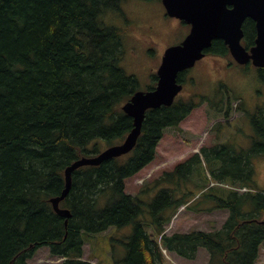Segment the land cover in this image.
I'll return each instance as SVG.
<instances>
[{"label":"trees","instance_id":"obj_1","mask_svg":"<svg viewBox=\"0 0 264 264\" xmlns=\"http://www.w3.org/2000/svg\"><path fill=\"white\" fill-rule=\"evenodd\" d=\"M122 1L0 0V264H27L43 246L61 264H91L84 243L111 227L129 228L110 236L116 241L111 264H163L162 248L189 260L203 248L206 264H255L264 241V189L254 182V161L264 157V106L248 115V146L231 140L202 146L131 195L126 180L155 158L165 130H180L181 121L213 98L177 97L148 109L131 151L72 172L59 202L70 213L67 222L53 209L50 198L62 192L65 168L102 144L122 142L133 125L121 106L139 81L121 67L125 29L108 21ZM253 23L242 26L246 47L254 43ZM206 52L228 48L216 39ZM257 72L263 80L264 67ZM152 81L148 89L155 73ZM229 89L219 82L214 99L227 96V117L237 98ZM181 206L227 215L214 230L166 234Z\"/></svg>","mask_w":264,"mask_h":264},{"label":"rangeland","instance_id":"obj_2","mask_svg":"<svg viewBox=\"0 0 264 264\" xmlns=\"http://www.w3.org/2000/svg\"><path fill=\"white\" fill-rule=\"evenodd\" d=\"M160 0H123L121 12L108 15V21L125 29L123 44L125 52L121 67L134 74L139 81V90H147L151 85L152 73H155L165 48L177 44L187 34V29L170 18H162ZM113 22V23H112ZM230 55L207 54L199 60L184 76V88L180 92L183 99L193 97L200 102V96L213 98L201 102L183 121L180 130L167 129L156 147L155 158L138 173L126 180L125 191L135 195L139 189L158 178L165 170L172 169L192 153L199 152L202 146L231 140L245 147L250 143L253 132L249 113L264 106V79L257 76L254 66L245 69L233 63L228 65ZM223 81L231 91L232 99L229 116L223 113L227 109V96L217 103L215 89ZM221 106L222 111L217 112ZM105 147L102 144V149ZM256 170L255 187L264 189V157L254 161ZM212 182H210V185ZM241 191H244L242 189ZM226 211L213 213H194L181 207L167 225L165 233L188 232L191 229L214 230L225 220ZM148 230V229H146ZM129 232V228L111 227L105 232L93 236L83 245V258L91 264H111L110 236H120ZM163 264H206L208 255L201 248L194 259H185L174 253L162 250ZM62 259L51 257L46 246L39 248L28 264H61ZM256 264H264V241L259 248Z\"/></svg>","mask_w":264,"mask_h":264},{"label":"water","instance_id":"obj_3","mask_svg":"<svg viewBox=\"0 0 264 264\" xmlns=\"http://www.w3.org/2000/svg\"><path fill=\"white\" fill-rule=\"evenodd\" d=\"M166 13L191 25L184 39L167 47L156 69V84L152 89L136 91L122 106L132 118V128L122 142L110 145L93 156H82L64 170L65 186L60 195L50 198L55 212L67 218L70 213L59 202L69 192L72 172L85 165H99L113 157L128 153L141 132L145 112L162 105H171L182 90L179 72L189 69L205 56L212 41L220 39L227 45L234 60L264 66V0H162ZM251 18L256 27L254 45L248 50L241 44L242 25ZM264 223V221H263Z\"/></svg>","mask_w":264,"mask_h":264},{"label":"flooded vegetation","instance_id":"obj_4","mask_svg":"<svg viewBox=\"0 0 264 264\" xmlns=\"http://www.w3.org/2000/svg\"><path fill=\"white\" fill-rule=\"evenodd\" d=\"M161 1V4H162V11H161V17L162 18H170L171 20H174L176 23H179V24H181V25H183L186 29H187V34H188V32L190 31V28H191V25L189 24V23H187L186 21H184V20H182V19H180V18H178V17H173V16H169L167 13H166V10H165V7H164V5H163V2H162V0H160ZM246 20H250V21H252V22H254L251 18H246L245 20H244V22L246 21ZM243 22V23H244ZM253 26H254V29H255V33H254V35H255V37H256V27H255V23H253ZM186 34V35H187ZM185 35V36H186ZM255 37H254V40H255ZM243 38H244V31H243ZM184 39V38H183ZM182 39V40H183ZM181 40V41H182ZM180 43V42H179ZM253 44H251L250 46H248V47H246V49L248 50L251 46H252ZM208 54V53H207ZM207 54L205 55V57L207 56ZM209 54H212V55H219V56H225L226 54H219V53H209ZM233 63H235L236 65H238V66H240L241 67V69H245V68H247L249 65H251V62H248V63H246V64H238L237 62H235V60L232 58V57H230V60H229V62H228V65H232ZM264 67V66H263ZM263 67H259V68H263ZM257 70H258V68H257ZM186 74V73H185ZM257 74H258V72H257ZM185 76V79H186V75H184ZM184 76H183V78L181 79V83L183 84L184 83V81H185V79H184ZM220 82H223V81H220ZM183 88H184V85H183ZM183 90V89H182Z\"/></svg>","mask_w":264,"mask_h":264}]
</instances>
